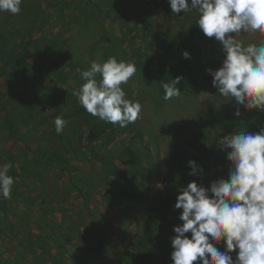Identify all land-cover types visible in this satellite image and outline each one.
<instances>
[{
  "label": "rangeland",
  "instance_id": "374dc122",
  "mask_svg": "<svg viewBox=\"0 0 264 264\" xmlns=\"http://www.w3.org/2000/svg\"><path fill=\"white\" fill-rule=\"evenodd\" d=\"M0 264H264V0H0Z\"/></svg>",
  "mask_w": 264,
  "mask_h": 264
},
{
  "label": "trees",
  "instance_id": "16d2710c",
  "mask_svg": "<svg viewBox=\"0 0 264 264\" xmlns=\"http://www.w3.org/2000/svg\"><path fill=\"white\" fill-rule=\"evenodd\" d=\"M189 31H190V38L193 39L194 38V23L192 21L189 22ZM189 63V55H187L184 58V67H187ZM59 116V113H55L54 115H49V117H54L57 118ZM95 138H97V135H94V133H91V137L89 138V142L91 143ZM28 143V142H27ZM185 147L186 149H181V153L178 155L179 158H177L180 162H183L184 160H186L187 158H189L188 153H196L198 157H195V159H198V164L203 162V161H216L217 159L215 157L211 156V153L209 151V149L206 147V145L202 142H197V143H191V142H185ZM26 148L29 152H31L33 155H35V157L39 156V153L34 150L31 145L28 143L26 145ZM92 158H94L96 161H98L101 164H106L107 159L109 158L110 155H108V153L106 152V150H102L98 153H91L90 155ZM121 162H123L124 164H131L132 161H125L121 158H119ZM163 234H169V235H174L176 236V238H180L182 236V232L180 233H174L173 229L169 228L167 231L160 230V234H156V233H150V239L149 241L154 242L156 239H158L161 235ZM210 242V238L207 239V243L209 244Z\"/></svg>",
  "mask_w": 264,
  "mask_h": 264
}]
</instances>
